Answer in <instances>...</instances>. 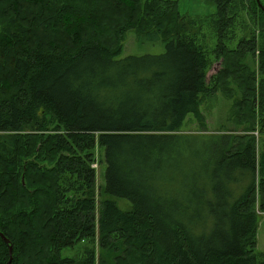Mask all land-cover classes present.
<instances>
[{
  "label": "trees",
  "instance_id": "obj_1",
  "mask_svg": "<svg viewBox=\"0 0 264 264\" xmlns=\"http://www.w3.org/2000/svg\"><path fill=\"white\" fill-rule=\"evenodd\" d=\"M214 1L0 0V264H264V0ZM218 87L245 134L182 131Z\"/></svg>",
  "mask_w": 264,
  "mask_h": 264
},
{
  "label": "rangeland",
  "instance_id": "obj_2",
  "mask_svg": "<svg viewBox=\"0 0 264 264\" xmlns=\"http://www.w3.org/2000/svg\"><path fill=\"white\" fill-rule=\"evenodd\" d=\"M177 9L180 15L190 16V17H203L206 15L213 14L216 11V4L214 0H177ZM134 29L126 31L124 40L122 42V51L117 59H123L128 56H141L145 54H161L165 51V44L160 38L154 37H140ZM139 36V37H138ZM256 40L260 41L261 37L259 32L255 36ZM215 44V39L211 37L210 45L213 47ZM212 54L208 55L210 59ZM221 60L213 64L212 68L207 74V77L216 73L221 65ZM239 96L235 92L233 97H228L218 87L214 94L208 96L200 95V105L199 109L204 115V124L201 126L194 119L193 114H188L186 120L182 125V131L199 134H223V133H233L237 135H244L245 128L249 126V123L246 121V116L244 113L234 114L233 104ZM256 136L257 145L260 146L262 141H264V136L257 135V132L250 133ZM95 162L93 163L95 169V193L98 197L99 191L104 184V173H105V163H103L101 158V152L99 149L95 148L94 150ZM113 200L117 207L122 211H129L132 207V204L127 199L109 197ZM259 231L257 232V241L258 246L256 250L259 252H264V214H261L259 217ZM80 246L75 249H64L61 251L60 256L62 258L74 257L78 253Z\"/></svg>",
  "mask_w": 264,
  "mask_h": 264
},
{
  "label": "water",
  "instance_id": "obj_3",
  "mask_svg": "<svg viewBox=\"0 0 264 264\" xmlns=\"http://www.w3.org/2000/svg\"><path fill=\"white\" fill-rule=\"evenodd\" d=\"M0 237L7 243V240L2 236L1 233H0Z\"/></svg>",
  "mask_w": 264,
  "mask_h": 264
},
{
  "label": "crops",
  "instance_id": "obj_4",
  "mask_svg": "<svg viewBox=\"0 0 264 264\" xmlns=\"http://www.w3.org/2000/svg\"><path fill=\"white\" fill-rule=\"evenodd\" d=\"M259 231V226H258V230H257V232ZM257 246H258V241H257Z\"/></svg>",
  "mask_w": 264,
  "mask_h": 264
},
{
  "label": "built area",
  "instance_id": "obj_5",
  "mask_svg": "<svg viewBox=\"0 0 264 264\" xmlns=\"http://www.w3.org/2000/svg\"><path fill=\"white\" fill-rule=\"evenodd\" d=\"M94 166H96V165H93V168H94Z\"/></svg>",
  "mask_w": 264,
  "mask_h": 264
}]
</instances>
